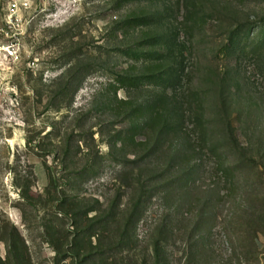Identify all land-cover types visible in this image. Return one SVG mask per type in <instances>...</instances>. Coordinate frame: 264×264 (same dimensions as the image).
Listing matches in <instances>:
<instances>
[{
	"label": "rangeland",
	"instance_id": "1",
	"mask_svg": "<svg viewBox=\"0 0 264 264\" xmlns=\"http://www.w3.org/2000/svg\"><path fill=\"white\" fill-rule=\"evenodd\" d=\"M9 1L0 0V264H105L95 237L76 250L73 234L127 189L120 175L136 168L125 161L148 151L153 122L170 127L159 146L182 150L176 182L152 191L133 223L136 245L117 262L264 264V49L254 47L264 0H27L8 25ZM181 68L172 91L167 79ZM132 121L140 126L125 132ZM64 197L72 208H59Z\"/></svg>",
	"mask_w": 264,
	"mask_h": 264
},
{
	"label": "trees",
	"instance_id": "2",
	"mask_svg": "<svg viewBox=\"0 0 264 264\" xmlns=\"http://www.w3.org/2000/svg\"><path fill=\"white\" fill-rule=\"evenodd\" d=\"M148 19V18H146ZM235 43V42H234ZM234 43L229 44L230 49H237L241 46L238 42H236L237 46H234ZM165 51L167 52L168 56H171L174 54V48L176 49L175 45H172L171 43H166ZM255 49H264V34L263 36L258 39L254 45ZM184 69L181 68L180 72H178L176 75L171 78V76L167 79V83L169 82L170 89L176 90L174 85L179 84L181 81L182 73ZM122 80H124V84H130L135 85L133 81H135V78L132 77H123ZM173 81V83H172ZM126 86V85H125ZM163 94H166L165 91L162 92ZM158 115V110L154 111L151 116V121L153 122L154 117ZM139 120V119H138ZM140 126L138 124V121H132L130 126L126 128L125 132H131L133 129H136ZM170 130V127L167 125L163 127H155V124L153 122V125L150 126L148 136L149 138H153L154 141L150 145V148H148V151H143V154L140 153H134L132 159H126L125 163L127 165L133 164L132 166L135 169H128L122 171L120 175V181L124 187L127 189H124L122 191L121 197L120 195L117 196V200H115L109 208L107 209H101L96 208L99 216L95 214V217L93 220L86 225L83 229H78L75 234H73V240L72 245L73 248H77L76 250L81 249L82 242H84V237L92 236L95 237V243L96 247L94 248H100L101 254L105 258V264H119L117 262L116 254H122V252H131L133 247L136 245V241L138 239V235L136 233V226H133V223L140 218V216L143 215V213L146 211V203L148 202V199L150 197V194L155 189H162L163 191L165 189H173V185L175 184L176 180L170 177L169 171L173 169L174 164L182 158L181 148L173 149L170 151V147L163 148L162 146H159V141L161 142L160 138L161 135L168 134ZM152 153V156L150 154ZM167 155V159L159 161V159H154L156 155ZM148 155L149 158H145ZM181 156V157H180ZM180 157V158H179ZM178 158V159H177ZM177 159V160H176ZM159 163V164H158ZM159 166H164L159 173L157 172L156 168H160ZM232 165H226L227 169H231ZM194 167H189L187 170L188 174L190 170H193ZM168 170V173H167ZM181 170V169H179ZM186 170V168H185ZM183 178V189H192L194 186V183L192 181H187L188 178ZM208 189H216L215 186L209 187ZM46 193H49V189L45 190ZM125 196V197H124ZM122 197L125 198V201L123 202ZM63 206H69L68 208L73 207V203L68 201L66 197L59 200V208L63 209ZM95 208V207H94ZM79 213L74 211L72 213V216H77ZM213 211H206V218L209 219L211 216H213ZM80 216V215H79ZM175 216V213L173 214V218ZM178 219V217H175ZM182 218V216L180 217ZM179 218V219H180ZM78 225H76L77 227ZM84 236V237H83ZM86 241V244L88 246V242ZM90 244V243H89ZM158 248L156 245H154V250ZM109 255H108V254ZM112 254V255H111ZM136 261V260H135ZM144 258L141 260L140 264H145ZM133 264H136L133 262Z\"/></svg>",
	"mask_w": 264,
	"mask_h": 264
},
{
	"label": "built area",
	"instance_id": "3",
	"mask_svg": "<svg viewBox=\"0 0 264 264\" xmlns=\"http://www.w3.org/2000/svg\"><path fill=\"white\" fill-rule=\"evenodd\" d=\"M28 1L27 0H10L8 5H7V9H6V15H5V20L7 22L8 25H13L15 23L19 22V18L17 17V11L20 8H25L28 6ZM11 47V49H10ZM7 51L9 53V55L13 56L14 58H17L16 55V50L13 49V47L11 45H9L7 48Z\"/></svg>",
	"mask_w": 264,
	"mask_h": 264
}]
</instances>
